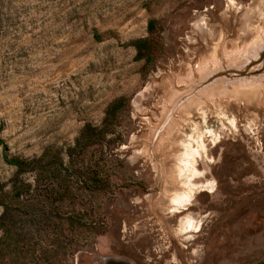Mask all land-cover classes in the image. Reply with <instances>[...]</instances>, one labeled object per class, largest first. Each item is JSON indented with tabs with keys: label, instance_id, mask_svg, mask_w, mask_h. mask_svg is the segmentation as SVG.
<instances>
[{
	"label": "rangeland",
	"instance_id": "obj_1",
	"mask_svg": "<svg viewBox=\"0 0 264 264\" xmlns=\"http://www.w3.org/2000/svg\"><path fill=\"white\" fill-rule=\"evenodd\" d=\"M150 20L143 64L131 43ZM85 124L103 132L80 155L99 184L47 220L18 214L0 264L264 260V0H0L4 191L3 152L64 151Z\"/></svg>",
	"mask_w": 264,
	"mask_h": 264
},
{
	"label": "trees",
	"instance_id": "obj_2",
	"mask_svg": "<svg viewBox=\"0 0 264 264\" xmlns=\"http://www.w3.org/2000/svg\"><path fill=\"white\" fill-rule=\"evenodd\" d=\"M154 28V21L147 22V37L132 41L135 50L134 58L142 60L143 64H150L153 52L159 49V43L150 36ZM120 101L110 104L105 112L106 119H112L120 109ZM100 128L89 124L83 125L73 144L61 151L59 147L47 146L37 156L23 158L19 156H7L2 153L5 164L13 168V174L8 179V188L4 191L0 184V229H4L7 239H10V228L18 214L35 220L41 216V220H47V210L62 200H70L72 191L88 180L90 184H99V179L90 170L81 169L80 155L83 149L92 144L102 135ZM4 148H2V151ZM22 176L31 177V182ZM87 177V178H85ZM76 186V187H75ZM75 187V188H73ZM69 222L76 225L77 220L69 217ZM47 226V223H44ZM255 264H264L261 260Z\"/></svg>",
	"mask_w": 264,
	"mask_h": 264
},
{
	"label": "bare ground",
	"instance_id": "obj_3",
	"mask_svg": "<svg viewBox=\"0 0 264 264\" xmlns=\"http://www.w3.org/2000/svg\"><path fill=\"white\" fill-rule=\"evenodd\" d=\"M214 137L215 136H213V139H214ZM190 150V149H189ZM192 150V149H191ZM195 150V149H194ZM187 151V150H186ZM184 152V151H183ZM190 152V151H189ZM195 153H197V151H195ZM190 155V154H189ZM185 156H186V154H185ZM184 156V157H185ZM182 157V156H181ZM188 159V158H187ZM190 159V158H189ZM191 160V159H190ZM189 160V161H190ZM193 161V160H192ZM186 164V163H185ZM188 165V164H187ZM191 166V165H190ZM189 166V167H190ZM193 170V169H192ZM191 171V170H190ZM186 182H187V180H186ZM190 184H192L191 183V181L189 182ZM186 185V184H185ZM187 186V185H186ZM194 186V185H193ZM197 186V185H196ZM201 186V185H200ZM200 186H198V187H200ZM191 187V186H190ZM197 188V187H196ZM192 189V188H191ZM194 189V188H193ZM197 191V190H196ZM191 192H193L194 193V191H191ZM181 194V193H180ZM192 194V193H191ZM188 195V194H187ZM186 195V196H187ZM190 195V194H189ZM189 195H188V197H189ZM193 195V194H192ZM182 196V195H181ZM177 197V196H176ZM179 197V196H178ZM183 197V196H182ZM182 197H180L181 199H182ZM184 198V197H183ZM181 199H178V198H176L175 200H174V205H172L173 206V210L175 211V210H179L181 207H183V204H185V203H183L182 201H181ZM185 199V198H184ZM188 200V199H187ZM186 200V201H187ZM186 201H184V202H186ZM187 204V203H186ZM191 217H189V216H184V217H182L181 218V226L182 227H184V228H186V229H189L190 227H191Z\"/></svg>",
	"mask_w": 264,
	"mask_h": 264
},
{
	"label": "flooded vegetation",
	"instance_id": "obj_4",
	"mask_svg": "<svg viewBox=\"0 0 264 264\" xmlns=\"http://www.w3.org/2000/svg\"><path fill=\"white\" fill-rule=\"evenodd\" d=\"M128 259H119L118 257V258H113L111 260H108L107 263H103V264H128V261H127Z\"/></svg>",
	"mask_w": 264,
	"mask_h": 264
}]
</instances>
